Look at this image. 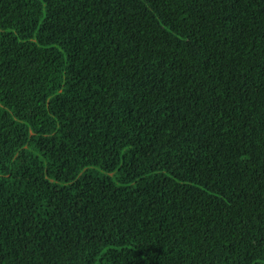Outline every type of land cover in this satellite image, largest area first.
I'll return each instance as SVG.
<instances>
[{"label":"trees","instance_id":"16d2710c","mask_svg":"<svg viewBox=\"0 0 264 264\" xmlns=\"http://www.w3.org/2000/svg\"><path fill=\"white\" fill-rule=\"evenodd\" d=\"M0 264H264V0H0Z\"/></svg>","mask_w":264,"mask_h":264}]
</instances>
